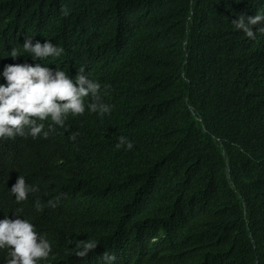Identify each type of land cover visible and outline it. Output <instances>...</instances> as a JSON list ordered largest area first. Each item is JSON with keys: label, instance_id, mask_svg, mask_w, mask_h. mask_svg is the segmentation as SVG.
<instances>
[{"label": "trees", "instance_id": "trees-1", "mask_svg": "<svg viewBox=\"0 0 264 264\" xmlns=\"http://www.w3.org/2000/svg\"><path fill=\"white\" fill-rule=\"evenodd\" d=\"M257 13L264 0H0V81L28 63L78 87L84 67L112 106L101 117L83 98L64 127L42 122L37 150L0 157L67 170L62 187L33 184L57 216L52 264H264V24L254 40L232 24ZM25 37L64 51L34 60ZM87 240L97 248L77 258Z\"/></svg>", "mask_w": 264, "mask_h": 264}, {"label": "clouds", "instance_id": "clouds-1", "mask_svg": "<svg viewBox=\"0 0 264 264\" xmlns=\"http://www.w3.org/2000/svg\"><path fill=\"white\" fill-rule=\"evenodd\" d=\"M61 12L67 14L66 8L62 6ZM232 24L254 40L253 28L264 24V15L257 13L245 18L240 14ZM258 32L264 34V27H259ZM23 51L34 60H45L61 56L64 50L49 40L41 44L25 37ZM10 56L16 59L21 55L13 48ZM84 71V67L78 69L77 87L68 74L58 68L53 71L40 64L32 66L28 63L5 66L3 77L6 80L0 81V157L12 149L17 152L37 150L36 142L41 137L47 138L54 125L64 127L69 114L85 113L83 98L90 97L87 104L90 112L101 117L110 114L112 106L105 103L100 95V83L87 78ZM49 117L52 123L46 131L42 122ZM78 135L73 133L69 138L75 140ZM117 139V149H133L134 143L125 136L120 135ZM34 159L33 154L27 163H14L10 167L2 166L0 161L5 174V187L0 188V199L8 201L5 213L0 215V264H52L54 245L47 231L57 216L41 201L33 184L49 189L62 187L67 170L53 161L39 164ZM97 246L95 240L81 241L74 255L86 258ZM102 259L112 264L115 257L105 252Z\"/></svg>", "mask_w": 264, "mask_h": 264}]
</instances>
